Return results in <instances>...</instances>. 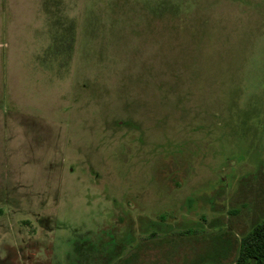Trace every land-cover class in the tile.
Segmentation results:
<instances>
[{"label":"rangeland","instance_id":"1","mask_svg":"<svg viewBox=\"0 0 264 264\" xmlns=\"http://www.w3.org/2000/svg\"><path fill=\"white\" fill-rule=\"evenodd\" d=\"M0 111V264H234L264 222V0H0Z\"/></svg>","mask_w":264,"mask_h":264},{"label":"trees","instance_id":"2","mask_svg":"<svg viewBox=\"0 0 264 264\" xmlns=\"http://www.w3.org/2000/svg\"><path fill=\"white\" fill-rule=\"evenodd\" d=\"M234 264H264V222L244 237Z\"/></svg>","mask_w":264,"mask_h":264},{"label":"crops","instance_id":"3","mask_svg":"<svg viewBox=\"0 0 264 264\" xmlns=\"http://www.w3.org/2000/svg\"><path fill=\"white\" fill-rule=\"evenodd\" d=\"M3 114H2V112L0 111V119L2 118L1 116H2ZM3 125H5L1 120H0V131H1V129H6V128H8V126H3ZM16 253H17V255L19 256V252H18V250H16ZM22 257L24 258V254L22 255Z\"/></svg>","mask_w":264,"mask_h":264}]
</instances>
